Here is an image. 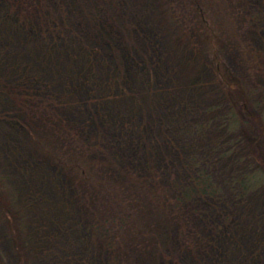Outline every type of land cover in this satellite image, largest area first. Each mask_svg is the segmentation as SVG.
Listing matches in <instances>:
<instances>
[{
    "label": "trees",
    "instance_id": "trees-1",
    "mask_svg": "<svg viewBox=\"0 0 264 264\" xmlns=\"http://www.w3.org/2000/svg\"><path fill=\"white\" fill-rule=\"evenodd\" d=\"M0 228V264H264V0H0Z\"/></svg>",
    "mask_w": 264,
    "mask_h": 264
},
{
    "label": "rangeland",
    "instance_id": "rangeland-1",
    "mask_svg": "<svg viewBox=\"0 0 264 264\" xmlns=\"http://www.w3.org/2000/svg\"><path fill=\"white\" fill-rule=\"evenodd\" d=\"M12 246V242L8 238H6V236L3 234L2 229L0 228V247L5 258L10 257V254H12Z\"/></svg>",
    "mask_w": 264,
    "mask_h": 264
}]
</instances>
